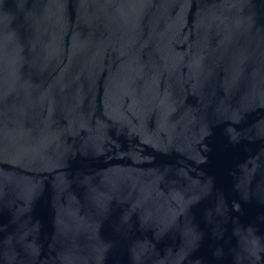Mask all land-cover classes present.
Returning a JSON list of instances; mask_svg holds the SVG:
<instances>
[{
  "label": "water",
  "instance_id": "water-1",
  "mask_svg": "<svg viewBox=\"0 0 264 264\" xmlns=\"http://www.w3.org/2000/svg\"><path fill=\"white\" fill-rule=\"evenodd\" d=\"M0 264H264V0H0Z\"/></svg>",
  "mask_w": 264,
  "mask_h": 264
}]
</instances>
